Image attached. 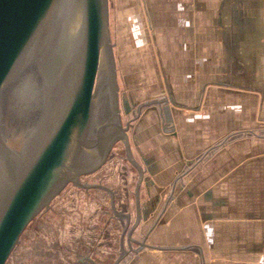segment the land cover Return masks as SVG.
Masks as SVG:
<instances>
[{
	"label": "crops",
	"instance_id": "obj_1",
	"mask_svg": "<svg viewBox=\"0 0 264 264\" xmlns=\"http://www.w3.org/2000/svg\"><path fill=\"white\" fill-rule=\"evenodd\" d=\"M111 3L120 107L144 171L134 248L137 171L117 168L105 184L129 217H115L120 253L135 252L129 264H264V0Z\"/></svg>",
	"mask_w": 264,
	"mask_h": 264
},
{
	"label": "water",
	"instance_id": "obj_2",
	"mask_svg": "<svg viewBox=\"0 0 264 264\" xmlns=\"http://www.w3.org/2000/svg\"><path fill=\"white\" fill-rule=\"evenodd\" d=\"M113 48L108 0H0V264L67 185L103 190L129 226L111 189L81 182L117 144L138 174L126 235L135 242L144 171L131 153V121L121 120Z\"/></svg>",
	"mask_w": 264,
	"mask_h": 264
},
{
	"label": "rangeland",
	"instance_id": "obj_3",
	"mask_svg": "<svg viewBox=\"0 0 264 264\" xmlns=\"http://www.w3.org/2000/svg\"><path fill=\"white\" fill-rule=\"evenodd\" d=\"M108 19L113 43L115 14L112 3L108 4ZM120 114L124 124L128 116L121 107ZM122 167L132 171L125 160L122 144H117L105 166L99 172L83 177L81 182L105 186L112 183L111 180L119 179L116 170ZM120 180L116 184L119 185ZM116 223L106 192L93 190L87 193L67 185L53 199L50 209L42 212L26 228L6 264H92L87 259L93 264H114L121 254L118 248L119 223ZM123 254L117 264H129L135 252L126 250Z\"/></svg>",
	"mask_w": 264,
	"mask_h": 264
},
{
	"label": "flooded vegetation",
	"instance_id": "obj_4",
	"mask_svg": "<svg viewBox=\"0 0 264 264\" xmlns=\"http://www.w3.org/2000/svg\"><path fill=\"white\" fill-rule=\"evenodd\" d=\"M82 180H83V178H81ZM87 184H92V183H88V182H86ZM98 184V183H97ZM102 185V184H101ZM92 190H99V189H90V190H88V191H85V192H87V193H89V191H92Z\"/></svg>",
	"mask_w": 264,
	"mask_h": 264
},
{
	"label": "trees",
	"instance_id": "obj_5",
	"mask_svg": "<svg viewBox=\"0 0 264 264\" xmlns=\"http://www.w3.org/2000/svg\"><path fill=\"white\" fill-rule=\"evenodd\" d=\"M93 191V190H92Z\"/></svg>",
	"mask_w": 264,
	"mask_h": 264
}]
</instances>
